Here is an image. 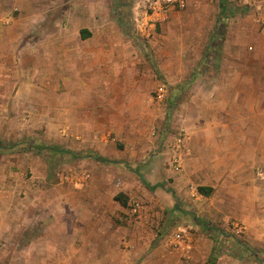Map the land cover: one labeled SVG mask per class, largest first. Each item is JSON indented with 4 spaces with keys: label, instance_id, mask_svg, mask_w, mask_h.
Instances as JSON below:
<instances>
[{
    "label": "crops",
    "instance_id": "crops-1",
    "mask_svg": "<svg viewBox=\"0 0 264 264\" xmlns=\"http://www.w3.org/2000/svg\"><path fill=\"white\" fill-rule=\"evenodd\" d=\"M108 1L0 0V143L42 138L45 145L71 151L99 144L109 125L105 84L121 81L104 71L123 65L114 52L123 47L124 31L106 10ZM187 2L183 16L208 21L211 46L226 19L221 2L213 12L204 0ZM249 2L253 8L228 26L225 42L235 34L245 39L247 29L253 45L235 47L238 59L221 60L224 74L200 77L199 86L190 77L187 87L194 94L177 105L186 135L176 156L187 182L212 188L209 196L201 194L210 197L208 211L225 212L264 244V179L257 173L264 170V0ZM46 167L32 151H0V264H90L107 259L112 246L121 252L123 243L130 245L123 254L143 256L150 242L137 230L140 223L125 228L132 231L126 240L114 219L126 211L115 197L134 194L115 191L113 213L91 205L89 183L76 182L81 200L75 203L73 186L65 177L51 184Z\"/></svg>",
    "mask_w": 264,
    "mask_h": 264
},
{
    "label": "rangeland",
    "instance_id": "rangeland-1",
    "mask_svg": "<svg viewBox=\"0 0 264 264\" xmlns=\"http://www.w3.org/2000/svg\"><path fill=\"white\" fill-rule=\"evenodd\" d=\"M222 1L204 0V3L209 4L208 12H213ZM249 1L225 0L226 19L218 37L213 40L212 51H207L206 47L208 21L201 22L193 15L183 16L187 12V0L184 8L175 6L169 9L166 17L156 22L149 36L141 35L136 29L135 18L142 11L140 0H110L106 3V10L116 15L124 31L123 47L115 48L114 52L121 57L123 65L111 72L104 71L107 76L118 74L121 77V81L105 84V114L107 123L112 126H107L99 144L74 152L96 153L112 163H101L92 158L73 160L68 155L57 158L46 155L44 158L32 151L42 164L47 165L51 184L61 182L62 177H65L64 183L72 186L76 182L89 183L90 204L96 202L105 211H115L112 201L115 191L134 194L123 196L126 211L113 217L124 227L121 234L126 240L132 231L125 228H129L130 223L139 222L141 227L137 230L149 240L148 250L142 257L131 259L122 251L126 249L128 253L130 245L123 243L121 252L112 246L107 259L91 260L90 264H151L157 261L161 264H204L214 242L212 237L216 236L211 235L205 229L207 227L222 231V235H218V244L214 242L216 264H264V244L249 238L242 223L227 219L225 212H209L210 197L202 196L197 184L187 182L181 163L175 162V159L179 160L177 145H181L186 135L181 128L177 105L194 94L187 87L190 77L195 75L199 86L200 77H213L220 71L224 74L226 70L219 68L220 61L238 59L237 52L232 51L235 47L253 45V34L247 29L245 39L235 34L232 41L225 42L228 26H233L238 19L244 20L253 8ZM171 12L181 16L175 20ZM226 47H230V51L226 52ZM159 87L166 91L163 100L157 99ZM125 118H128L127 123ZM40 139L36 143L43 144ZM19 142L6 144L12 146ZM1 145L3 143H0L3 153L25 154L22 147H16L10 153L4 152L3 149H8ZM27 173L28 177L32 176V172ZM66 177L75 179L71 181ZM73 189L71 195L76 203L81 200L76 194L81 188L73 186ZM90 236L93 239L92 231ZM239 242L250 248L256 257L246 253ZM70 263L78 264V261Z\"/></svg>",
    "mask_w": 264,
    "mask_h": 264
},
{
    "label": "trees",
    "instance_id": "trees-1",
    "mask_svg": "<svg viewBox=\"0 0 264 264\" xmlns=\"http://www.w3.org/2000/svg\"><path fill=\"white\" fill-rule=\"evenodd\" d=\"M225 10H226L225 0H223L221 2V13L225 12ZM221 20H222V18L219 20V23L222 22ZM218 27H217V29H218ZM215 38H216V36H215ZM212 49H213V46H212V42H211V46L208 47L207 51H212ZM1 146L6 147V149H8L9 151L14 150V148H16V147H22L24 150L33 151L38 155L44 156V158H46V155H48L51 158H57L59 156L68 155L73 160L92 158V159L99 161L101 163H112L108 159H105L96 153H88V154L77 153V152H74V151L59 147V146H50V145H45V144H38V143L30 141V140H25V141H22V142L15 144V145H12V146L4 145V144ZM151 189H154V187H151ZM198 191L200 194H202L204 196H209L212 192V188L199 187ZM115 200L118 201L122 206H124V207L126 206V200L123 199L122 195H117L115 197ZM197 222H200V219H197ZM205 229L207 231H210L211 235L216 234L215 237H212V240L214 242H216V244H218L217 243V239L219 238L218 235H222V231L220 229H210V227H207ZM239 243L242 245L241 242H239ZM242 246H243V248H245L246 253L250 254L252 257H256V254L250 248H248V247L246 248L244 245H242ZM216 261H217V256H216V248L214 245L213 250H212V254L208 260V264H216Z\"/></svg>",
    "mask_w": 264,
    "mask_h": 264
},
{
    "label": "built area",
    "instance_id": "built-area-1",
    "mask_svg": "<svg viewBox=\"0 0 264 264\" xmlns=\"http://www.w3.org/2000/svg\"><path fill=\"white\" fill-rule=\"evenodd\" d=\"M139 6L142 8V11L135 18L136 29L141 35L149 36L156 22L160 21L163 17L165 18L169 9L175 6L184 8L186 0H140ZM148 28L150 29L148 30ZM165 92L163 87H159L157 99L163 100ZM175 162L178 163V159H175ZM257 173L258 176L264 179L263 169H258ZM134 212H136V209H134ZM177 237L180 238L181 235H177Z\"/></svg>",
    "mask_w": 264,
    "mask_h": 264
}]
</instances>
